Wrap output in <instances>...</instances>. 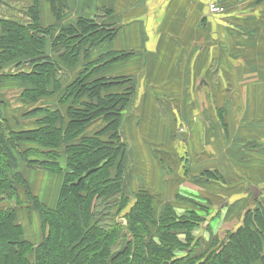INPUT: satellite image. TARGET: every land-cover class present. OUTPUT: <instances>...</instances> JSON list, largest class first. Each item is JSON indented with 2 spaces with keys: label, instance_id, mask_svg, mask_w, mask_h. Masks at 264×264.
I'll list each match as a JSON object with an SVG mask.
<instances>
[{
  "label": "trees",
  "instance_id": "16d2710c",
  "mask_svg": "<svg viewBox=\"0 0 264 264\" xmlns=\"http://www.w3.org/2000/svg\"><path fill=\"white\" fill-rule=\"evenodd\" d=\"M50 1L60 17L66 2ZM28 13L27 24L0 20V64L28 60L32 69L2 74L0 80L21 78L31 84L33 88H27L22 97L24 101H35L46 92L53 77L50 74L53 68L59 70V64L45 52L51 28L42 26L38 6L29 7ZM115 34L116 29L103 24L100 18L94 23L83 17L68 23L55 37L54 46L60 43L68 51L61 55L66 65H77L82 56L86 60L84 70L66 96L67 100L81 98L84 104L67 107L66 118L57 108L39 109L47 115L32 129L20 128L17 132L11 131L8 121L0 119V264H193L183 255L170 253L174 246L184 249L193 240L191 234L186 241L177 239L174 230L181 226L194 228L197 223H182L170 205L165 207L160 223L149 191L140 190L132 206H128L129 197L123 194L128 145L122 139V116L135 93V85L127 76L103 75L113 63L129 55L102 52L100 47L113 40ZM123 85L127 87L123 89ZM101 121L103 126L89 131L91 125ZM37 154L41 157L35 158ZM23 162L63 175L55 206H45L32 195L18 169ZM208 175L213 178L212 173ZM18 185L27 190L29 208L40 212L43 232L38 244L24 236L18 221L16 207L22 206ZM117 196L121 197L119 201ZM107 202L110 207L102 209L99 204ZM115 204L120 206L119 212L128 206L126 228L138 241L135 248L123 232V221L120 224L113 215L110 220L106 216L112 214ZM243 222L236 233L228 234L216 253L211 252L198 264H264V203L248 210ZM150 225L158 226L159 245L145 239L151 234ZM196 243H190L191 251Z\"/></svg>",
  "mask_w": 264,
  "mask_h": 264
},
{
  "label": "crops",
  "instance_id": "0c3cea01",
  "mask_svg": "<svg viewBox=\"0 0 264 264\" xmlns=\"http://www.w3.org/2000/svg\"><path fill=\"white\" fill-rule=\"evenodd\" d=\"M64 1L66 7L60 17L54 13L50 0H19V4L26 7V10H22L25 11L28 19L30 18L29 7L37 5L41 24L44 27L58 28L59 24L62 23V26H65L75 22L76 18L98 16L103 24L115 28V37L100 47L102 52L110 50L126 52L129 55L126 59L113 63L107 71L103 72V75L127 76L134 80V85L137 83L138 87H142L144 92L149 87L151 89L162 87L166 90L164 102H190L193 105L195 101L199 102L208 98L214 102L227 103L225 105L227 110L223 111L219 108L215 111L217 119L214 120L220 124L217 129L221 128L223 132L227 130L229 132L234 128L235 134H242V139L234 142L236 148H233L234 145L231 147L234 156L223 159V150L217 148L212 141L209 143V135L206 132L208 136L204 141L207 142L206 147L208 148L207 160L199 163L197 170L201 167L204 172L216 174L215 171H217L223 175L236 171L234 173L241 176L247 172L243 167L247 164L246 160L237 156L240 152L238 143L245 141V136L248 141L258 142L259 137L264 141V122L262 121L264 120L262 85L264 80V0H225L226 9L220 14L209 11L207 0ZM223 35H227V40H223L221 44L220 39ZM244 38L253 39L254 42L244 45ZM248 76H255L260 80L261 85L259 87V84L254 87L251 85L248 88L244 86L242 80L247 79ZM146 99L156 102L149 106L150 113L146 114L152 124L149 125L150 127L136 126L135 116H132L129 118L126 134L130 141L129 146L132 144L138 155L137 158H129L128 161L137 162L139 179L149 182L147 180L152 178L147 168L159 165L158 175L163 171L162 154L157 152L155 146H160V142L169 144V141L161 139V133H166L167 128H170L168 121H164L163 118H169L168 112H170L172 118L176 117V127H179L185 118V110L181 107H179L181 109L166 107L162 103L163 100L155 95L152 97L150 94ZM51 100L55 101V98H51L48 102ZM244 101L255 102V105H252L250 110L246 108L233 110L230 105V103L237 105V102ZM239 106L241 104L237 105L238 108ZM24 113L21 116H24ZM30 117L33 122L37 120L35 116ZM235 117L245 119V121L240 122L239 125L234 124L233 118ZM195 118L202 120L204 118L202 111L198 112ZM20 127L24 130L30 128ZM191 128L192 132L197 134L203 130H211L209 127H201L200 123L194 122ZM133 129L138 131L130 137ZM158 133V137H151L147 142L143 141L146 135ZM29 145L39 146L38 143H29ZM170 145L172 153L175 154L177 146L174 142ZM254 151H258V148ZM255 158L261 164L259 170L257 166L255 167V171L259 174L264 169V157L255 155ZM37 168H32L25 163L23 177L30 186L33 196L38 197L39 201L47 206H55L59 182L52 185V180L57 179L58 175L46 169L44 171ZM30 170L32 173L27 176L26 173ZM145 174H148V178ZM211 177L214 178V175ZM50 178L52 179L49 180ZM213 178L208 177V182L215 184ZM241 179L248 182L247 177ZM31 180H35L37 187L32 184ZM160 182V190L163 191L161 193L169 195L172 190L175 191L174 182ZM223 182H225V187H227L226 183H230L225 177ZM52 187L54 192L50 194ZM250 188L249 185L246 187L247 193L251 191ZM258 191L259 195L261 191L259 189ZM19 194L23 201H28V204L22 205L26 208L25 212L19 210L20 216L22 217L24 213L26 216L36 214V210L29 208V197L25 187L24 189L19 187Z\"/></svg>",
  "mask_w": 264,
  "mask_h": 264
},
{
  "label": "rangeland",
  "instance_id": "374dc122",
  "mask_svg": "<svg viewBox=\"0 0 264 264\" xmlns=\"http://www.w3.org/2000/svg\"><path fill=\"white\" fill-rule=\"evenodd\" d=\"M22 9L26 10V7L19 4V0H0V20L9 19L27 24L29 19L26 17V13ZM77 20L78 19L76 18L75 22ZM91 20L94 23L99 22L98 16H93ZM48 27L51 29L49 33L50 36L48 35L49 38L47 37L48 43L46 45L45 52L47 54H50L53 59L59 64V70L53 68L52 73L50 74L53 75V77L47 84L46 92L38 97V99H36L35 101H24L22 93L27 88H33L31 84L23 81L21 78H6L4 80H0V119L4 122L8 121L9 127L13 132H17L18 129L20 130V126L30 127L27 129H32L33 127L31 126H35L38 120L47 115L39 109L47 110L51 108H57L59 109L63 117L66 118L67 107L82 106L84 104V102L81 101V98L78 101H75L73 97L67 100L66 96L70 85H72V83L79 77L81 71L84 70L86 60L82 56L80 62L77 65H70L72 67L66 65L61 60V55H64L65 51H67L66 47L62 46L60 43L56 46H54L53 44L55 37L64 26H62L61 23L58 25V28H55L53 26ZM220 40L222 44L223 40H227V35H223ZM253 42V39H243L244 45H249ZM62 50L64 51L62 52ZM248 56L250 55L248 54ZM31 69L32 66H30V62L28 60H22L18 63L12 62V64L9 63V65L7 66L0 64V75L8 73L16 74L23 71L29 72L31 71ZM242 84L244 86H247V88L251 85L253 87L256 84H259L258 87L261 85L260 80L255 76H248L247 79H243ZM262 85L264 92V80ZM79 87L80 85L75 87V89H78ZM126 87V85H123V89H125ZM135 87L136 89L135 93L132 96V100L129 103L128 107L123 111L122 116V139L127 141L128 145L126 148L128 158L126 160L123 194L129 197L130 203L128 206H132L140 190L149 191L154 202L155 217L159 220L160 223L161 215L163 214L167 205H170L173 208L177 218L180 219L182 223L186 222L187 220L197 223L194 228H191L189 226H181L179 228L180 230H174L178 234L177 239L186 241V237L189 234L193 236V240L190 243L197 242L195 245H193V250L191 251L189 248L191 246L190 243L188 247L184 249L180 246H174L170 255H183L186 257V261L192 260L193 264H198L201 260H204L209 254H211V252L216 253L218 249L221 248V245L226 242L229 233H236L239 228L242 227L244 223V215L248 210H254L257 206H259L260 203H264V179H262V177L264 176V169L258 174V172L255 171V167L257 166V169L259 170L261 164L257 160V158L254 159L255 155L264 157V141H262L260 137L258 138V142L248 141L247 136H245V141H240L238 143L240 152L237 153V156L239 158H242L243 160H246L247 164H245L243 167L247 172H244L242 174L243 176H241L238 173H234L236 171L229 175H223L215 171L216 174H213L214 178L212 179L215 180V184L210 183L208 182V172L205 171V173L204 171H202L201 167L199 168V170H197V165L207 160L206 153L208 148L206 147L207 142L204 141V139L209 135V143L213 142L215 143V146L217 148H221L223 150V159H229L230 157L234 156L231 147L234 145V142L242 139V134H235L234 128L230 129L229 132L228 130L223 132L221 128L217 129L218 127H220V124L218 121L214 120L217 119V113L215 114V111H218L219 108H221L223 111L227 110L225 108V105H227V103L214 102L212 100H209L208 98L199 102L195 101L193 105L190 102H164L165 100L163 99L164 95H166V90L162 87H158L156 89H151L149 87L148 90L146 88L145 92L142 87L137 86V83H135ZM71 89L73 90L74 88L72 87ZM220 89H222V87H220ZM111 90L112 89L108 91ZM150 94L152 95V97L153 95H155V97L163 100V102H161L166 107L172 109H184L185 118L180 123L179 127H176V117L172 118L170 112H168L169 118H163L164 121H168V126L170 128H167L166 133H164L163 129H161V132H163L161 133V139H165L164 141H169V144L167 145L160 142V146H155V148H157V152L162 154L161 165L163 171H161V174L158 175L157 170L159 168V165L151 166L150 169L147 168L148 170H150V176L152 179L147 180L149 182H145L138 177V163L128 161L129 158H137L138 155H136L137 151L135 147L132 144H130L129 146L130 141L127 137L126 132L129 118H131L132 116H135L136 126L139 125L150 127L149 125L152 124L150 123L149 118L146 114L150 113L149 106H151L153 103L156 104V102H151L146 99ZM104 95H106V93ZM51 98H55V101L51 100V102H48ZM89 100L90 99L87 98V101ZM239 104H241V106H239L238 108L237 105ZM230 105H232L233 110H244L245 108L247 110H250L252 108V105H255V102L244 101L242 103L237 102V105L233 103H230ZM200 111H202L204 115V118H202V120H198L195 118ZM23 112H25L24 116H21ZM30 116H35L37 120L33 122ZM177 120L179 119L177 118ZM66 121L68 120L66 119ZM242 121H245V119H241L239 117L233 118L234 124L239 125V123ZM262 121L264 122V120ZM193 122L200 123L201 127H209L211 128V130H203V133L200 132V134L194 133L192 132L191 128ZM103 125L104 124L102 123V121L96 122L95 124L91 125L89 131L94 132ZM136 131L138 130L133 129L130 137H132ZM206 132L208 133V135L206 134ZM158 136L159 133L153 135L148 134L145 136L143 141L147 142L151 139V137ZM171 142H174L177 146L175 154L172 153V146L170 145ZM163 146H165L166 148H164ZM35 147L39 148L40 146ZM233 148H236L235 145L233 146ZM255 148H258V151H254ZM243 153L246 154L242 155ZM40 157L41 155L37 154L35 158ZM62 160L63 159H61V161ZM23 165H25V162L21 163V166H18V169L22 173V175L25 173V171L23 172ZM30 167L36 169V165H30ZM37 169L45 171V169L39 167ZM31 173L32 170H30L26 174L27 176H30ZM52 173L58 175L57 179L54 178L52 180V185H55L59 182V192L64 181L63 175L55 172ZM145 176L148 178V174H145ZM224 177L228 182H230L226 183L227 187L224 186ZM245 177H247L248 182H245L241 179ZM51 179L52 178H50L49 180ZM257 179H262L263 181H258ZM150 181H152V183H150ZM160 181H162L163 183L174 182L175 191L172 190L169 195L161 193L163 191L160 190ZM31 182L35 185V187H37V183L35 182V180H31ZM248 185L251 186V191L249 193L246 192V187ZM156 187H158L159 189ZM256 188L261 191L259 195L255 190ZM53 192L54 188L52 187V191H50V194H52ZM117 197L118 198H116V200L119 201L121 197ZM114 201L115 200H112L111 203H115ZM6 204H8V202H6ZM23 204H28V201L22 200L21 205ZM99 205L102 207V209L110 207L108 202ZM45 206L47 205L45 204ZM128 206L126 209H123L119 212L118 209L120 208V206H116L115 204L112 214L106 216H109L110 220L111 215H113L115 221L121 224L122 219H125V214L128 213L126 212ZM16 208L18 213L19 210L25 212L24 210L26 209L24 208V206H20V204ZM36 211L37 213L34 215L28 214L26 216L24 213L22 217L19 213L20 218H18V221L23 226L24 236L31 240L33 243L38 244L41 242L43 230L41 226L40 212L37 209ZM108 211L109 210H106L107 213H105L108 214ZM31 213L32 212H30V214ZM123 224L124 225L121 224L123 232L129 235V240L132 241V248H135L138 241H135L133 239L132 232H130L128 228H126L127 222H123ZM150 226L151 234L145 235V239L147 241L153 240L159 245L161 241L160 236L158 235V226ZM142 231L143 230H138L140 234L142 233ZM185 244L187 245L188 243L186 242Z\"/></svg>",
  "mask_w": 264,
  "mask_h": 264
},
{
  "label": "built area",
  "instance_id": "2783aa9c",
  "mask_svg": "<svg viewBox=\"0 0 264 264\" xmlns=\"http://www.w3.org/2000/svg\"><path fill=\"white\" fill-rule=\"evenodd\" d=\"M207 6L211 13L220 14L226 9L225 0H207Z\"/></svg>",
  "mask_w": 264,
  "mask_h": 264
},
{
  "label": "water",
  "instance_id": "95a60500",
  "mask_svg": "<svg viewBox=\"0 0 264 264\" xmlns=\"http://www.w3.org/2000/svg\"><path fill=\"white\" fill-rule=\"evenodd\" d=\"M255 190H256V192H259L257 188H256ZM122 221H123L124 223L127 222L126 219H122Z\"/></svg>",
  "mask_w": 264,
  "mask_h": 264
}]
</instances>
